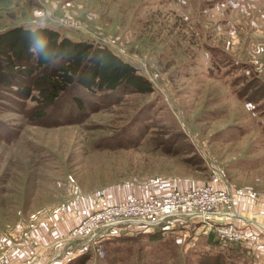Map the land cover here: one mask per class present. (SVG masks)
Listing matches in <instances>:
<instances>
[{
    "label": "rangeland",
    "instance_id": "obj_1",
    "mask_svg": "<svg viewBox=\"0 0 264 264\" xmlns=\"http://www.w3.org/2000/svg\"><path fill=\"white\" fill-rule=\"evenodd\" d=\"M15 26L106 45L154 90L84 115L67 98L50 125L26 117L29 98L0 90V264H264V0H0V33ZM124 128L126 144H102ZM212 170L260 205L244 242L216 237L211 215L177 218L176 231L123 225L104 256L64 252L93 210L68 223L69 204L131 182L205 183Z\"/></svg>",
    "mask_w": 264,
    "mask_h": 264
},
{
    "label": "trees",
    "instance_id": "obj_2",
    "mask_svg": "<svg viewBox=\"0 0 264 264\" xmlns=\"http://www.w3.org/2000/svg\"><path fill=\"white\" fill-rule=\"evenodd\" d=\"M1 89L11 90L21 98H29L36 103L33 109L29 110V107L25 115L44 125L58 123L57 118L49 120L48 117L46 121L44 118L50 108L54 111L60 109L67 98L72 99L83 114L88 110L87 105L99 110L104 102L116 104L127 92L147 95L154 90L145 73L106 45L83 37L73 39L61 36L57 30L45 26H15L0 33ZM79 90L87 93L86 101L78 96ZM127 131L124 128L119 137L103 138L105 142L102 144L117 139L119 145H123L120 139H124L126 144ZM82 249L79 254L73 255H92L90 245Z\"/></svg>",
    "mask_w": 264,
    "mask_h": 264
},
{
    "label": "built area",
    "instance_id": "obj_3",
    "mask_svg": "<svg viewBox=\"0 0 264 264\" xmlns=\"http://www.w3.org/2000/svg\"><path fill=\"white\" fill-rule=\"evenodd\" d=\"M233 200L230 185L216 170H212L205 183L119 200L91 210L66 232L68 238L77 241L64 252L76 255L90 245L101 256L104 254L101 242L119 234L123 225L146 229L180 217L202 218L211 225V220L208 221L210 216H219ZM213 230L215 236L222 240L244 242L250 237L245 228L224 221H218ZM72 247L75 248L72 250Z\"/></svg>",
    "mask_w": 264,
    "mask_h": 264
},
{
    "label": "crops",
    "instance_id": "obj_4",
    "mask_svg": "<svg viewBox=\"0 0 264 264\" xmlns=\"http://www.w3.org/2000/svg\"><path fill=\"white\" fill-rule=\"evenodd\" d=\"M131 183L132 184L128 186L116 188L114 191H112V189L108 190L110 191L109 192L110 195H108L107 193L108 191L106 192L107 193L106 195L99 193V192L91 193L89 197H82V198H87V199H84L82 203L80 204V206H78L77 203H72V204H69L68 207L60 211L62 212L65 218H66V215H69L70 217H72V219H69L68 221V223H70L72 221L74 222L79 216H81L82 213L86 212L87 210L96 209L108 203H112L115 201L117 202L121 199H129V198H133L137 196H145L146 194H150V193H163L167 191L169 188L174 187V186H177L178 188L188 187L191 182L188 180H185V181L183 180H180V181L160 180V182H157V181L150 182V183L144 182V184L143 182H131ZM92 194H95L96 196L97 195H100V196L96 198L95 201H90V198H91L90 196ZM234 200H236L235 203H231L230 205L226 207V209L223 208V212H221L219 216H215V219H214L216 220L215 222L224 221L226 223L239 226L241 228H245L248 226L255 227L254 225H256V223L257 224L262 223L260 222L261 219L259 220L255 219V218L261 217V213L256 208V207H260V205L254 203L255 201L252 200L250 196H248V193L246 191L236 192L234 195ZM54 219H55V216L52 217V222H56V220ZM174 220H176V218L166 221L165 222L166 225L165 226L162 225L160 229L164 231L175 229V227H173L174 226L173 224L175 222ZM58 223L62 224L63 226L68 224V223H62L60 221ZM156 226H159V225H156ZM133 228L137 229V227H133ZM256 228L257 227H255V229ZM176 230L177 229H175L174 231ZM262 236H264L263 231H262Z\"/></svg>",
    "mask_w": 264,
    "mask_h": 264
}]
</instances>
